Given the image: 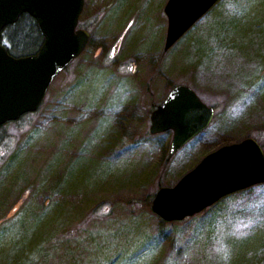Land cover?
<instances>
[{
  "label": "rangeland",
  "instance_id": "rangeland-1",
  "mask_svg": "<svg viewBox=\"0 0 264 264\" xmlns=\"http://www.w3.org/2000/svg\"><path fill=\"white\" fill-rule=\"evenodd\" d=\"M166 2L84 0L86 48L0 132V264H264V184L182 221L151 211L222 146L264 155V0H218L165 51ZM176 85L214 116L168 158L150 114Z\"/></svg>",
  "mask_w": 264,
  "mask_h": 264
},
{
  "label": "water",
  "instance_id": "water-1",
  "mask_svg": "<svg viewBox=\"0 0 264 264\" xmlns=\"http://www.w3.org/2000/svg\"><path fill=\"white\" fill-rule=\"evenodd\" d=\"M218 0H167L164 50L171 48ZM84 0H0V127L36 112L54 81L84 51L89 34L77 29ZM29 15L43 38L32 55L13 57L3 30ZM214 109L186 85L174 86L150 114V134L171 131L168 158L205 130ZM264 184V155L250 138L209 153L173 187H160L151 211L182 221L234 192Z\"/></svg>",
  "mask_w": 264,
  "mask_h": 264
},
{
  "label": "trees",
  "instance_id": "trees-1",
  "mask_svg": "<svg viewBox=\"0 0 264 264\" xmlns=\"http://www.w3.org/2000/svg\"><path fill=\"white\" fill-rule=\"evenodd\" d=\"M2 41L6 42L9 55L22 57L36 53L42 44L43 38L35 25V21L29 15L23 14L15 24L3 30ZM32 114H26L16 122L5 124L0 127V132L3 131L6 125L16 124Z\"/></svg>",
  "mask_w": 264,
  "mask_h": 264
}]
</instances>
